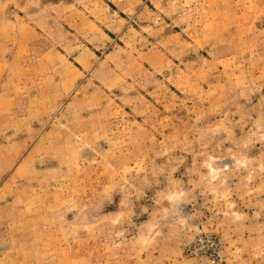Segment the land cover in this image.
<instances>
[{"label": "rangeland", "instance_id": "rangeland-1", "mask_svg": "<svg viewBox=\"0 0 264 264\" xmlns=\"http://www.w3.org/2000/svg\"><path fill=\"white\" fill-rule=\"evenodd\" d=\"M0 264H264V0H0Z\"/></svg>", "mask_w": 264, "mask_h": 264}]
</instances>
